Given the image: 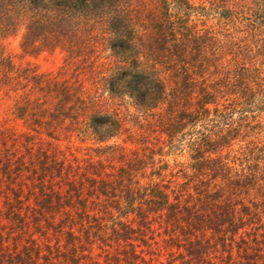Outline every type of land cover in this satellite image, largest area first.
<instances>
[{
    "label": "trees",
    "instance_id": "trees-1",
    "mask_svg": "<svg viewBox=\"0 0 264 264\" xmlns=\"http://www.w3.org/2000/svg\"><path fill=\"white\" fill-rule=\"evenodd\" d=\"M18 35L63 66L0 46V104L105 159L0 150V264H264V0H0Z\"/></svg>",
    "mask_w": 264,
    "mask_h": 264
},
{
    "label": "rangeland",
    "instance_id": "rangeland-1",
    "mask_svg": "<svg viewBox=\"0 0 264 264\" xmlns=\"http://www.w3.org/2000/svg\"><path fill=\"white\" fill-rule=\"evenodd\" d=\"M22 35H18L15 37H9L5 41L0 42L1 49L4 50L5 54L11 57L14 62L18 65H27L31 64L32 66L38 67L40 72L43 73H57L60 68L63 66L64 55L57 51L54 54L44 53L39 55L38 57L25 55L22 47ZM10 104L9 102L3 101L0 104V150H4L6 147L11 148L13 144L14 138H19L21 141L24 139L25 133H30L35 136L34 148L32 149L33 154L37 153L39 149H48L51 145L55 148H59L63 153L67 156L68 160L73 162V159H78L81 163L90 158H93L95 161L104 160L105 156H102L97 151H93L96 147L93 145L91 140L83 142V137L78 135L76 132H68L67 129H50L56 131L55 138L47 135L48 132L46 130L41 132L42 135L36 134L34 131L30 129H26L23 126L21 120H17L14 115L10 112ZM134 112V110H131ZM126 113V112H125ZM127 122V121H126ZM130 129L129 133H125V135L118 140V143L124 144V140L130 134H134V140H136L138 135L145 137V143L150 142L156 143V137H158L157 132H152L153 129H138L135 127L134 123L131 122V118L128 117L127 126ZM7 136V137H6ZM59 139V140H57ZM23 142H18L17 148H21V150L26 153L25 147L21 146ZM90 147H93L92 149ZM128 147L134 148L135 144L128 143ZM168 149H166L167 151ZM165 159L170 160L171 165L174 164L175 156H166ZM178 162L188 163L189 157L188 154L184 156H180L177 158ZM6 174L3 172V169L0 170V180L5 181ZM54 243V241H53ZM98 252V251H97ZM153 256H147V259L150 260ZM153 259V258H152ZM167 256L161 257L158 261L154 256V259L149 262V264H167Z\"/></svg>",
    "mask_w": 264,
    "mask_h": 264
}]
</instances>
